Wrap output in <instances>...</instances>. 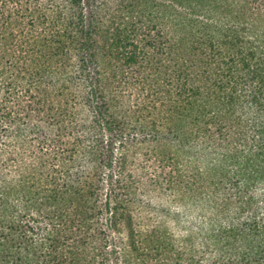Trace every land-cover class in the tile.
<instances>
[{"label":"trees","instance_id":"1","mask_svg":"<svg viewBox=\"0 0 264 264\" xmlns=\"http://www.w3.org/2000/svg\"><path fill=\"white\" fill-rule=\"evenodd\" d=\"M146 188L183 236L134 222ZM90 246L264 264V0H0V264H86Z\"/></svg>","mask_w":264,"mask_h":264},{"label":"rangeland","instance_id":"2","mask_svg":"<svg viewBox=\"0 0 264 264\" xmlns=\"http://www.w3.org/2000/svg\"><path fill=\"white\" fill-rule=\"evenodd\" d=\"M118 154H119V152H118ZM140 157H141V159H140ZM140 161L144 162L142 156L137 155V156L129 157L126 165L121 166L122 169H120V173H124L126 178L133 181V182L145 181L146 177L144 176L143 168H142L141 164L139 163ZM115 173L117 175L119 174V168L117 165H115ZM146 189L147 190H145V191H141L140 192L141 197L136 199L134 204L133 203L131 204V207L134 209V210L131 209V212H133L132 215L134 217L133 218L134 222L138 223L139 221L142 220L144 223L148 218H152L148 222L150 224V226H158L161 228H166L167 230L174 232L176 236H183L185 234V232L181 229V227H179L181 225L178 223V222H181V221H179L181 217L176 214V216H174L176 218H174L171 215L167 216L165 214L169 210H170L169 212H171V214L174 213L172 211V210H174V204L168 203L170 201V199L168 198V196L166 194H164V192H163L164 190L153 191L151 188H146ZM148 195H150V196H148ZM101 199H102L101 202L104 203L105 202V194ZM91 203L92 202L88 201V200H86V202L81 200V210H82V213H84L85 217H86L85 222H87V221L91 222L92 219L94 221L103 222L101 225V229H104V226L108 225L110 220L107 221V219H108L107 215L98 214L97 209L91 210L90 209ZM170 206H171L172 210H171ZM91 214H93L92 217H90ZM143 226H144V224H143ZM150 226L146 224L144 226V228H147ZM111 229H113V232H110L111 238H109V239L111 240L113 238L112 243H117L118 246H120L119 244L123 243V241L126 237L125 236V229H124L122 222H120L118 224H111ZM112 249L117 250L118 253L112 254V256H110V259L105 260V261H103L102 258L100 257L98 250L92 246H90L88 257H87V254L82 252V250H86V248H81L79 251L89 259L93 257V259L90 260L89 262H87L86 264H125L126 258L124 257V255H122L123 250H120L118 247H113ZM75 251L78 252V249H75ZM130 257H131L130 260L133 264L140 263L144 258L143 255H141V254L137 255V253L132 254ZM81 258H82V255H81ZM54 263H55L54 261L50 262V264H54Z\"/></svg>","mask_w":264,"mask_h":264}]
</instances>
